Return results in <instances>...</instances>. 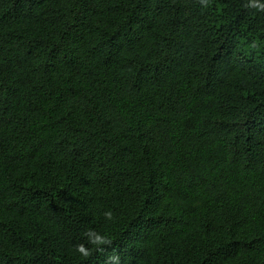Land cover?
Returning <instances> with one entry per match:
<instances>
[{"label":"trees","instance_id":"trees-1","mask_svg":"<svg viewBox=\"0 0 264 264\" xmlns=\"http://www.w3.org/2000/svg\"><path fill=\"white\" fill-rule=\"evenodd\" d=\"M110 256L264 264V0H0V264Z\"/></svg>","mask_w":264,"mask_h":264},{"label":"clouds","instance_id":"clouds-1","mask_svg":"<svg viewBox=\"0 0 264 264\" xmlns=\"http://www.w3.org/2000/svg\"><path fill=\"white\" fill-rule=\"evenodd\" d=\"M105 217L107 219H112V212L111 211H108L106 212L105 214ZM88 233H93L95 234L96 236V239L91 241V243L93 244H96V245H103V244H110L111 241L109 239H107V237L105 236H101L100 234L96 233L94 230H90ZM87 233V234H88ZM76 249L78 252H80L82 255L84 256H90L91 255V252L83 245V244H78L76 246ZM101 251H103V249H100ZM113 258H116V259H119V257H113V256H110L108 258V261L106 262V264H109V262L113 259Z\"/></svg>","mask_w":264,"mask_h":264}]
</instances>
